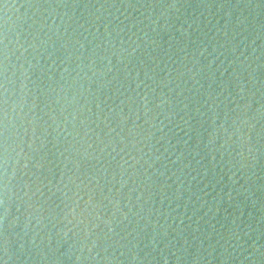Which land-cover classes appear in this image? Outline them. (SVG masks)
I'll return each mask as SVG.
<instances>
[{"label": "water", "instance_id": "water-1", "mask_svg": "<svg viewBox=\"0 0 264 264\" xmlns=\"http://www.w3.org/2000/svg\"><path fill=\"white\" fill-rule=\"evenodd\" d=\"M0 264H264V0H0Z\"/></svg>", "mask_w": 264, "mask_h": 264}]
</instances>
